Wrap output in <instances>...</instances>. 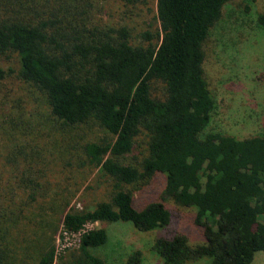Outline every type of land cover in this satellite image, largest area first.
I'll list each match as a JSON object with an SVG mask.
<instances>
[{
	"label": "trees",
	"instance_id": "1",
	"mask_svg": "<svg viewBox=\"0 0 264 264\" xmlns=\"http://www.w3.org/2000/svg\"><path fill=\"white\" fill-rule=\"evenodd\" d=\"M228 1L155 0L157 28L135 42L126 26L66 31L56 16L32 19L15 5L24 1L0 0V120L12 122L15 109L25 107L8 105L2 92L13 72L41 98L52 124L51 131L11 132L12 171L3 197L17 186L30 209L46 210L48 195L66 207L78 190L73 172L86 165L101 173L107 196L92 208L66 211L65 231L115 221L141 231L167 229L172 213L163 202L134 206V190L161 174L163 194L194 208L203 235L196 244L179 232L156 238L150 250L162 263L209 258L210 264H251L264 251V135L237 138L206 130L216 99L204 70V43ZM257 23L264 27V9ZM56 123L67 131L97 126L103 134L79 144L60 134ZM21 219L22 211L0 202V264L24 259L2 233L3 223ZM107 240L103 227L81 232L69 264H106L94 249ZM142 258L141 250H133L125 264H141ZM55 260L52 235L28 264Z\"/></svg>",
	"mask_w": 264,
	"mask_h": 264
},
{
	"label": "rangeland",
	"instance_id": "2",
	"mask_svg": "<svg viewBox=\"0 0 264 264\" xmlns=\"http://www.w3.org/2000/svg\"><path fill=\"white\" fill-rule=\"evenodd\" d=\"M21 1L24 2L15 4L21 14L32 19H36L37 14L40 15L39 18L56 16L66 31L73 26L88 31L95 27L126 26L131 33L132 41L142 42V32L148 28L154 32L157 28L154 18L155 0ZM3 7L1 6V12ZM263 9L264 0L228 1L223 6L221 19L211 28L204 43V70L216 99V108L207 131H219L237 138L264 135V27L257 23V15ZM8 65L12 66L10 63L5 64V69ZM2 92L8 105L9 103L22 104V107L25 105L24 108H20L22 112L18 108L15 109L18 116H15L12 122L8 119L0 120V202L8 203L16 212L22 211V219L17 223L13 221L3 223L2 233L5 240L11 242L13 250L17 251L16 257L24 258L17 260L19 264L32 263L45 239L52 235L57 249L56 264H69L71 254L76 253L79 237L77 234L63 232V215L69 209L92 208L99 200L106 198L107 192L104 191L101 173L97 169H89L86 165L77 167L71 183L75 179L73 186L78 190L66 207L58 202L51 203L48 195L44 202H50L43 204L46 210L30 209L27 200L20 198L23 190L17 186L16 188L9 186L7 197L4 198L3 193L6 192L4 185L11 179L12 171L11 162H8V158L12 156L11 132L17 133L20 127L27 131L35 130L36 127L43 131H51L52 124L41 98L27 83L16 78L13 72L5 79V88ZM59 126L56 123L60 134L63 132L68 138L80 139L79 144L103 134L97 126L83 127L76 131H67ZM138 140L144 147V137L140 136ZM56 145L59 146V143ZM49 186L50 191L52 185ZM163 188L164 177L158 174L150 183L134 190V206L140 208L139 206L152 200L163 202L172 213V223L167 229L141 231L128 221L94 222L86 225V229L103 227L107 230L106 243L94 249L96 254L104 258L106 264H125L128 254L136 249L142 252L141 264H163L150 250V245L156 238L168 237L169 233H183L192 244L203 241L200 228L194 223V208L174 203L163 194ZM10 197L11 201H7ZM8 226L11 227L5 233L3 229ZM184 264H210V260L200 258ZM251 264H264V251H257Z\"/></svg>",
	"mask_w": 264,
	"mask_h": 264
},
{
	"label": "built area",
	"instance_id": "3",
	"mask_svg": "<svg viewBox=\"0 0 264 264\" xmlns=\"http://www.w3.org/2000/svg\"><path fill=\"white\" fill-rule=\"evenodd\" d=\"M87 224H88V223H87ZM87 224H85L84 229H83L82 231H80V232H73V233H70V232L65 231L63 228H62V230H63L64 233H67V234H77L78 237L80 238V234H81V232H83V231H85V230H89V229H86V225H87ZM91 229H92V228H91ZM79 238H78V245H79ZM55 254L57 255V249H56V246H55Z\"/></svg>",
	"mask_w": 264,
	"mask_h": 264
}]
</instances>
